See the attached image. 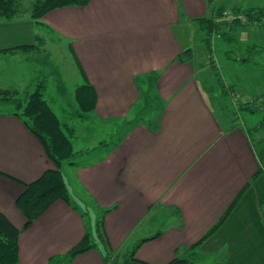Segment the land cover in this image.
<instances>
[{"label": "crops", "instance_id": "crops-1", "mask_svg": "<svg viewBox=\"0 0 264 264\" xmlns=\"http://www.w3.org/2000/svg\"><path fill=\"white\" fill-rule=\"evenodd\" d=\"M255 1L91 0L84 7L45 14L41 40L31 18L0 20L1 88L29 93L40 84L45 96L43 79L54 72L53 35L69 41L84 83L94 87L97 102L91 115L97 121L129 120L143 99L142 85L155 87L161 107L150 123L138 118L98 158L61 166L68 190L70 180L80 190L76 196L90 201L96 215L116 206L103 227L112 251L130 250L161 231L136 256L166 264L179 248L203 238L250 184L223 224L203 241L198 264H264V174L252 179L259 160L250 134L241 125L219 121L193 64L196 20L220 6L249 7ZM49 168L55 165L39 139L18 117L0 114V211L21 231L19 264H55L51 259L67 253L87 231L83 213L61 199L25 227L17 199L25 184ZM162 211L174 216L171 223L132 241L145 219ZM103 247L56 264H106L108 246Z\"/></svg>", "mask_w": 264, "mask_h": 264}, {"label": "rangeland", "instance_id": "rangeland-1", "mask_svg": "<svg viewBox=\"0 0 264 264\" xmlns=\"http://www.w3.org/2000/svg\"><path fill=\"white\" fill-rule=\"evenodd\" d=\"M32 2L33 0L22 1L25 7ZM251 5L264 7V0H256ZM223 7L227 8L224 16L231 18V10L239 6L225 5ZM213 17L215 20L218 19L216 15ZM227 30H230L236 38L230 41L226 39L223 31ZM53 36L54 39L50 41L53 55L50 70L54 72L43 79L44 84L48 85L45 99L61 121L63 130L72 142L75 152L78 154L89 152L87 155H77L76 160L90 162L105 151L104 146L111 145L112 140L118 141L138 118L150 123L159 113L161 104L158 105L159 103L156 102L155 87L149 89L150 87L142 85L143 99L129 120L103 123L97 121L92 115L79 117L80 108L75 101L74 90L84 83L82 73L70 50L69 41L56 35ZM203 37V33H198L193 52L195 53L193 64L196 78L202 91L224 126L236 124L249 131L251 127L260 122L264 115L258 101L259 95L264 94V26L259 23L243 24L234 29L223 26L211 37V51L202 41ZM248 50L253 52L251 56ZM247 57H250L249 60ZM147 90H150L149 94ZM254 100H256L255 103ZM248 103L255 107L254 112L244 109ZM67 126L73 128V131L71 132ZM251 136L254 141L264 138V127L252 132ZM106 142L108 144L102 145ZM67 166L68 164L64 167L67 169ZM68 183L72 203L83 213L91 240L98 248H104L97 228L98 215L93 212L91 202L84 203L76 196L81 195L80 190H77L78 187L70 180ZM173 217L163 211L149 215L137 235H133L132 241L135 237L141 239L143 235H152L157 230L166 228ZM113 252V257H115L116 252Z\"/></svg>", "mask_w": 264, "mask_h": 264}, {"label": "trees", "instance_id": "trees-1", "mask_svg": "<svg viewBox=\"0 0 264 264\" xmlns=\"http://www.w3.org/2000/svg\"><path fill=\"white\" fill-rule=\"evenodd\" d=\"M23 0H0V20H14L28 17L35 21L37 29V40H41L38 31L44 28L42 18L48 12L66 6H87L91 0H33L30 5L25 7ZM226 7L220 6L211 11L208 17H202L196 20L198 33H203L202 41L207 45L208 50H212L211 37L214 32H218L221 27L225 26L230 29L238 28L243 24H256L264 26V7H235L231 10L232 17L224 16ZM217 16V20L213 16ZM225 38L233 40L236 38L230 30L223 31ZM190 50H188L189 52ZM249 56L253 52L248 50ZM250 57H247L249 60ZM180 61H185L181 56ZM154 82L151 83V85ZM225 89V87H224ZM75 100L79 106V116L88 117L95 109L97 95L94 87L85 82L75 88ZM256 100L253 102L255 103ZM259 107L264 111V94L258 97ZM254 112L256 109L252 105L244 106V109ZM0 114H10L18 117L26 127L39 139L42 143L46 154L55 165V168L47 169L40 178L25 184V191L17 199V206L25 215L27 221L25 227L30 226L37 218H39L55 201L64 200L69 204H73L71 196L61 171L64 163L75 164L78 153L67 134L63 130L62 123L59 120L52 107L45 99L41 85L37 86L33 91L25 93L17 88H1L0 87ZM264 127V115L260 122L249 129V134ZM254 130V131H253ZM251 137L253 149L259 160V170L253 176L255 180L259 175L264 174V138L255 140ZM250 184L245 186L234 203L229 207L220 221L211 228L203 238L198 242L177 250L176 257L166 264H198L201 259V245L203 241L211 236L227 219L229 214L236 207L240 195L248 189ZM74 205V204H73ZM116 206L104 208L98 216V232L101 241L108 246L105 256L106 264H152L136 256L137 249L146 241H150L161 236L159 231L151 237L140 240L130 250L118 251L113 257L114 252L108 245L106 235L104 233V221L107 213ZM21 231L0 211V264H19V237ZM96 247L91 240L90 234L86 231L84 237L75 244L67 253L53 257L52 263L67 261L70 263L76 256L85 253Z\"/></svg>", "mask_w": 264, "mask_h": 264}]
</instances>
